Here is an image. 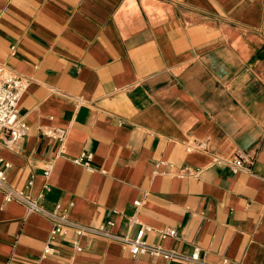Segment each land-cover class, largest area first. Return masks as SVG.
Instances as JSON below:
<instances>
[{"label": "crops", "instance_id": "1", "mask_svg": "<svg viewBox=\"0 0 264 264\" xmlns=\"http://www.w3.org/2000/svg\"><path fill=\"white\" fill-rule=\"evenodd\" d=\"M0 63L27 83L10 186L200 264H264V0H0ZM53 228L0 190V264H167Z\"/></svg>", "mask_w": 264, "mask_h": 264}, {"label": "built area", "instance_id": "2", "mask_svg": "<svg viewBox=\"0 0 264 264\" xmlns=\"http://www.w3.org/2000/svg\"><path fill=\"white\" fill-rule=\"evenodd\" d=\"M26 89L27 83L25 80L16 76L5 65L0 63V134H6V143L9 147H14L18 144V142L25 138L30 131V126L19 117V103ZM49 133L62 142L66 138V132L63 130L50 131ZM85 158H87V160L83 161ZM91 158V154H82L76 161L83 162L88 166ZM225 160L234 172H238L243 168L250 170L255 162L253 156L241 152ZM218 162L221 163L224 162V160H218ZM10 165L9 161L0 157V190L4 194V200L6 202H19L25 205L30 212L42 214L51 218L54 223L52 236L55 237L65 229L73 228L79 237L86 235L101 236L108 240L126 245L130 248L131 254L134 257L142 254H149L151 256H161L165 258L167 264H173L177 260L200 264L198 252H195L192 256H184L174 250H168L162 246L149 244L145 240V234L151 231L150 227H143L138 232L136 238L131 240L126 235L109 231L107 226L113 225L112 221H108L98 227H88L70 221L65 211H62V206L60 204H57L54 210H47L27 191L28 188L34 185L33 179L28 181L24 189H17L9 185L7 169ZM51 170L52 164L45 167L44 176L46 181L43 186V191L50 189V184L47 180L51 175ZM43 191L40 193L39 197H42ZM136 205H140V202H136ZM176 234L177 232L175 230H167L162 233V236L163 238H167L168 236L175 237ZM219 264H227V260H223Z\"/></svg>", "mask_w": 264, "mask_h": 264}]
</instances>
